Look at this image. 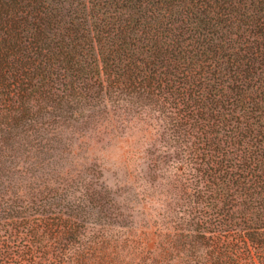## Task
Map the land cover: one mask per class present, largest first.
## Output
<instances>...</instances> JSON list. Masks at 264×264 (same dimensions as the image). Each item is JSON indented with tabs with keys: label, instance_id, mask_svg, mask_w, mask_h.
Wrapping results in <instances>:
<instances>
[{
	"label": "trees",
	"instance_id": "16d2710c",
	"mask_svg": "<svg viewBox=\"0 0 264 264\" xmlns=\"http://www.w3.org/2000/svg\"><path fill=\"white\" fill-rule=\"evenodd\" d=\"M0 264H264V0H0Z\"/></svg>",
	"mask_w": 264,
	"mask_h": 264
},
{
	"label": "rangeland",
	"instance_id": "374dc122",
	"mask_svg": "<svg viewBox=\"0 0 264 264\" xmlns=\"http://www.w3.org/2000/svg\"><path fill=\"white\" fill-rule=\"evenodd\" d=\"M128 152H129V145L125 143H121L118 147H115L111 150L109 153V158L111 160V163L106 165L105 167L109 170L107 172V181L109 184L112 185H120L121 186V192H123L125 195L130 190L131 187V179L134 180V176L130 174L131 179H125V176L122 174V171L127 167V159H128ZM125 167V168H124ZM127 169L129 171H132V167L129 166ZM148 209V207H147ZM146 231V232H145ZM139 240H141L144 244L147 246H154L156 241V235L153 232V229H147L144 227L139 228L138 230V236L136 237Z\"/></svg>",
	"mask_w": 264,
	"mask_h": 264
}]
</instances>
